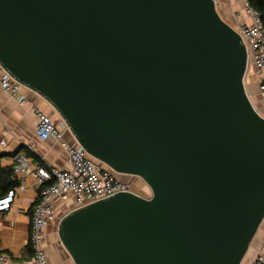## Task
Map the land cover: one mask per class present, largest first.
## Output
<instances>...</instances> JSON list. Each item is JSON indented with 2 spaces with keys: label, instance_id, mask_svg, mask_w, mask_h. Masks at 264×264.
I'll use <instances>...</instances> for the list:
<instances>
[{
  "label": "water",
  "instance_id": "1",
  "mask_svg": "<svg viewBox=\"0 0 264 264\" xmlns=\"http://www.w3.org/2000/svg\"><path fill=\"white\" fill-rule=\"evenodd\" d=\"M0 65L152 191L64 216L74 264H243L264 222V111L216 0H0Z\"/></svg>",
  "mask_w": 264,
  "mask_h": 264
},
{
  "label": "crops",
  "instance_id": "2",
  "mask_svg": "<svg viewBox=\"0 0 264 264\" xmlns=\"http://www.w3.org/2000/svg\"><path fill=\"white\" fill-rule=\"evenodd\" d=\"M216 2L220 14L233 25L237 22V13L241 15V18L248 19L243 0H217ZM261 82H264V70L251 71L247 77V86L256 106L263 111L264 101L259 92ZM27 96L28 103L21 105L15 97L4 92L0 86V153H5L2 165L15 168L14 178L18 182L14 188L15 197L10 208L0 213V257L6 255L9 258L8 262L0 261V264H21L32 256L29 245L32 215L42 194V186L38 183L35 168L43 164L62 169L69 168L68 154L61 143L54 138L42 141L37 136V120L32 111V104L40 106L45 111L49 104L33 91L27 92ZM50 115L55 118L52 114ZM65 139L74 142L69 131L65 133ZM3 141L6 143L3 144ZM30 144H34L33 149L29 147ZM31 153L36 156H32ZM24 160L29 165L25 172L17 173L16 168ZM128 181L132 184L133 180ZM74 204L72 195L56 200L58 219L46 226V249L50 264H74L58 236L59 221L70 213ZM263 224L264 222L251 243L248 258L246 257L247 260H244L243 264H253L255 258L264 253Z\"/></svg>",
  "mask_w": 264,
  "mask_h": 264
},
{
  "label": "built area",
  "instance_id": "3",
  "mask_svg": "<svg viewBox=\"0 0 264 264\" xmlns=\"http://www.w3.org/2000/svg\"><path fill=\"white\" fill-rule=\"evenodd\" d=\"M243 1L248 19L241 18V15L237 13V22L233 26L240 34L248 51L245 77L247 85V77L251 71L264 70V24L260 12L250 4L249 0ZM0 86L4 92L15 97L19 104L28 103L27 92L32 90L16 80L1 65ZM259 92L264 101V82L260 83ZM32 111L37 120L38 138L42 141L54 138L61 143L68 154V169L43 164L37 166L34 171L38 183L42 186V194L32 215L29 239L32 256L21 264H50L46 249V226L58 219L56 212L58 198L72 195L75 202L70 211L72 212L97 200L134 189L127 179L91 156L81 144L66 140L65 133L69 131V128L64 121L57 123L48 112L36 104H32ZM29 147L33 149L34 144H30ZM28 165L26 160L22 161V164L16 168V172H25ZM14 197L13 189L0 199V213L10 208ZM0 261L8 262L9 258L2 255ZM253 264H264V253L259 254Z\"/></svg>",
  "mask_w": 264,
  "mask_h": 264
},
{
  "label": "trees",
  "instance_id": "4",
  "mask_svg": "<svg viewBox=\"0 0 264 264\" xmlns=\"http://www.w3.org/2000/svg\"><path fill=\"white\" fill-rule=\"evenodd\" d=\"M249 2L260 12L264 24V0H249ZM31 155L36 156L34 153H31ZM4 156L5 153H0V199L4 198L10 190H13L18 183L14 178L15 168L2 165V158Z\"/></svg>",
  "mask_w": 264,
  "mask_h": 264
},
{
  "label": "rangeland",
  "instance_id": "5",
  "mask_svg": "<svg viewBox=\"0 0 264 264\" xmlns=\"http://www.w3.org/2000/svg\"><path fill=\"white\" fill-rule=\"evenodd\" d=\"M217 1V0H216ZM220 1V0H218ZM218 8V6H217ZM219 10V9H218ZM220 12V11H219ZM231 25H233V23L230 21L229 22ZM49 112L50 114H52L53 116H56V114L54 113L53 111V108L49 105L47 108H46V112ZM264 111V110H263ZM133 181H132V188L136 191V192H139L143 195H146V196H150L152 194V191L150 189V187L142 180L140 179L139 177H133ZM264 228V224H263V227ZM263 230V229H262ZM248 258V256H247ZM247 258L245 260H247ZM245 262V261H244Z\"/></svg>",
  "mask_w": 264,
  "mask_h": 264
},
{
  "label": "flooded vegetation",
  "instance_id": "6",
  "mask_svg": "<svg viewBox=\"0 0 264 264\" xmlns=\"http://www.w3.org/2000/svg\"><path fill=\"white\" fill-rule=\"evenodd\" d=\"M126 179H127V180H129V179H130V180H133V177L128 176V177H126Z\"/></svg>",
  "mask_w": 264,
  "mask_h": 264
}]
</instances>
